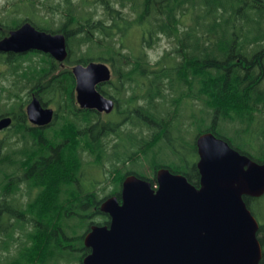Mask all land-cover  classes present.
Wrapping results in <instances>:
<instances>
[{"label": "trees", "instance_id": "obj_1", "mask_svg": "<svg viewBox=\"0 0 264 264\" xmlns=\"http://www.w3.org/2000/svg\"><path fill=\"white\" fill-rule=\"evenodd\" d=\"M46 2L45 18L25 20L63 33L68 57L60 67L46 54V104L56 109L46 134L35 133L22 149L33 162L19 169L11 143L0 161V264H82L90 252L85 234L109 223L100 205L106 196L120 199L127 175L155 185L164 167L199 187L195 140L204 132L264 161V0ZM19 21L1 17L0 39ZM161 37L171 46L153 59L146 49ZM90 61L111 68L98 90L114 99L115 118L76 105L71 66ZM187 105L198 111L185 115ZM88 162L114 184L107 195L96 192L98 181L84 171ZM243 199L259 223L264 264V195Z\"/></svg>", "mask_w": 264, "mask_h": 264}, {"label": "water", "instance_id": "obj_2", "mask_svg": "<svg viewBox=\"0 0 264 264\" xmlns=\"http://www.w3.org/2000/svg\"><path fill=\"white\" fill-rule=\"evenodd\" d=\"M37 50L63 62L68 57L66 37L24 22L0 40V51ZM76 101L81 108L105 114L114 100L98 86L111 78L105 62L71 66ZM32 122L48 125L54 117L37 98L28 105ZM9 118L0 120V129ZM199 187L168 168L155 172L156 185L127 175L120 199L106 198L100 210L107 225H92L84 236L90 252L82 264H258L261 246L259 223L246 206L244 196L264 195V161L257 162L233 148L225 139L204 132L195 140Z\"/></svg>", "mask_w": 264, "mask_h": 264}, {"label": "flooded vegetation", "instance_id": "obj_3", "mask_svg": "<svg viewBox=\"0 0 264 264\" xmlns=\"http://www.w3.org/2000/svg\"><path fill=\"white\" fill-rule=\"evenodd\" d=\"M20 22L21 24L16 28L20 27L24 22H30V21H27L24 18L21 19L19 23ZM11 30H9V32ZM42 55H44L43 59H42ZM34 56H37L42 60V62H39V67L37 70H34L31 64L34 61L32 60V57ZM0 59L5 64L10 65L11 72L14 75V80L12 83V95L14 97L12 98L13 101L9 103L10 107L8 109L2 107V101H1L2 98L0 97V120L3 118L10 119L9 125L7 127L0 129V161L4 154L3 152L7 150V145L10 146L9 143H11V147L13 148L14 151L13 154L17 159V166L19 169H22L24 167H27L31 162H33V158H34V154L28 153V150L25 153L26 158H24L22 149L33 145V136L35 133L45 134L46 132V125H40L32 122L29 118L28 110H27L28 105L30 104V102H32L34 98H37L39 100L40 105L43 108L47 107L46 106V53L37 50H29L22 53L12 52V51H8V52L0 51ZM17 60H21V63L27 62L28 63L27 67L21 68V65L18 67L17 63H15ZM58 65L60 67L65 66V61L63 62V65H61L60 62H58ZM0 90H2V86H0ZM22 91L24 95H20ZM74 93H75L76 105L78 106V108L84 109L81 108L76 101L75 86H74ZM114 109H115V101H114L113 110ZM85 110L94 111L95 113H98L102 116L103 114H105L102 112L101 113L97 112L96 110H91V109H85ZM113 110L107 115L111 114Z\"/></svg>", "mask_w": 264, "mask_h": 264}, {"label": "rangeland", "instance_id": "obj_4", "mask_svg": "<svg viewBox=\"0 0 264 264\" xmlns=\"http://www.w3.org/2000/svg\"><path fill=\"white\" fill-rule=\"evenodd\" d=\"M56 1V0H53ZM92 5L95 0H89ZM32 2V4H31ZM46 0H0V16L4 18L7 22L11 24L13 20L18 19H24L26 17H32V14L34 15L37 13L39 16H42L43 18L46 17V14L49 13V10L46 8ZM94 7L98 10V14L101 13L102 9L99 3L94 4ZM0 17V18H1ZM58 24V14L55 15L54 18V25ZM171 46V42L166 39L165 37H161L152 48H147L146 51L149 54V56L153 59H156L157 57L161 56L164 52L165 49L169 48ZM32 60H34L31 64L34 66V63H36V66L39 67V62H42V60L34 56L32 57ZM12 65V64H11ZM28 63L27 62H22L21 63V68L27 67ZM14 80V75L11 72L10 65L5 64L4 62L1 61L0 59V86H2V90H0V97L2 98V107L5 109H8L9 103L13 101V95H12V83ZM20 95H24L23 91L21 92ZM47 107H51L53 109H56V105L52 103H47ZM197 108L193 107L192 105H187L185 106L183 113L185 115H189L193 112H197ZM104 116L107 114H103ZM110 117V115H109ZM111 118H115L114 114H111ZM257 125V124H256ZM49 127V124L46 126V128ZM229 132L228 133V138L231 140L233 143L236 141L234 140L235 136V131L234 126H229ZM65 130L60 131L59 133H63ZM46 134V132H45ZM71 138V137H69ZM115 137L110 136L108 142L109 145L111 146L115 142ZM92 158L91 156H87L86 160L90 161ZM92 168L89 165V162L85 165L84 171L88 176H90V179H94V181H98L96 183V192L99 194L100 197L107 195L111 190L114 189V184L110 182L109 179L106 178V173H102L100 169ZM148 173L149 171L146 170ZM152 177V176H151ZM154 185V184H152ZM156 185V184H155ZM154 185V186H155ZM22 186V185H21ZM23 187V186H22ZM110 197V196H108ZM106 196V198H108ZM105 198V199H106ZM104 199V200H105ZM103 200V201H104Z\"/></svg>", "mask_w": 264, "mask_h": 264}]
</instances>
